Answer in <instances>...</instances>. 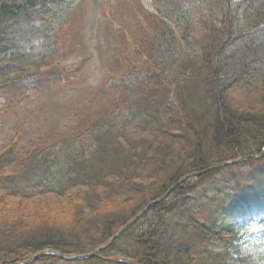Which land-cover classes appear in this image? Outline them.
Listing matches in <instances>:
<instances>
[{"label":"trees","instance_id":"trees-1","mask_svg":"<svg viewBox=\"0 0 264 264\" xmlns=\"http://www.w3.org/2000/svg\"><path fill=\"white\" fill-rule=\"evenodd\" d=\"M74 1L0 0V119L62 79ZM141 3L144 29L106 74L103 103L55 139L0 147V264L93 253L194 172L97 255L31 264H249L264 252V0ZM243 156L241 175L215 168Z\"/></svg>","mask_w":264,"mask_h":264},{"label":"rangeland","instance_id":"rangeland-1","mask_svg":"<svg viewBox=\"0 0 264 264\" xmlns=\"http://www.w3.org/2000/svg\"><path fill=\"white\" fill-rule=\"evenodd\" d=\"M143 12L141 0H75L62 33L69 47L62 79L45 85L37 98L10 108L0 119V147L14 135H19L20 147L55 139L73 130V121L86 117L85 109L102 104L98 91L106 74L119 66L118 57L139 40ZM241 158L223 177L246 172L241 163L249 157ZM223 177H210L211 187L221 185ZM19 185L15 191H32Z\"/></svg>","mask_w":264,"mask_h":264},{"label":"water","instance_id":"water-1","mask_svg":"<svg viewBox=\"0 0 264 264\" xmlns=\"http://www.w3.org/2000/svg\"><path fill=\"white\" fill-rule=\"evenodd\" d=\"M233 162H235V161H231V162H224V163H222V164H219V166H223V165H225V164H227V163H233ZM218 166V167H219ZM210 170V168L209 169H207L205 172H207V171H209ZM205 172H202V173H205ZM198 174H200V172H194V173H191V174H189V175H187L184 179H182L180 182H178L177 184H175L162 198H160V199H158V200H155V201H153L151 204H149L141 213H139L133 220H131L128 224H126L123 228H121V230L119 231V233L116 235V236H114L113 238H112V240H111V242L112 241H114V239L117 237V236H119L123 231H125L132 223H134L135 222V220H137L138 218H140L148 209H149V207L151 206V205H153V204H157V203H159L160 201H162L164 198H166L168 195H169V193L171 192V190L173 189V188H175V187H177L179 184H181V183H183L186 179H188L189 177H192V176H195V175H198ZM111 242H109V244L111 243ZM108 244V245H109ZM108 245H106V246H102V247H100L98 250H96L95 252H93V253H90V254H86V255H78V256H73V257H68V256H65V255H63V254H61V253H59L58 251H55V250H53V249H48V250H45V251H42V252H39V253H37V254H35V255H32V256H30L29 258H27L26 260H24V261H22V262H20V263H18V264H30L32 261H34L35 259H37L39 256H41L42 254H44V253H47V254H53V255H56L57 257H60L61 259H64V260H77V259H82V258H90V257H93V256H95V255H97V253L100 251V250H102V249H104L105 247H107Z\"/></svg>","mask_w":264,"mask_h":264},{"label":"clouds","instance_id":"clouds-1","mask_svg":"<svg viewBox=\"0 0 264 264\" xmlns=\"http://www.w3.org/2000/svg\"><path fill=\"white\" fill-rule=\"evenodd\" d=\"M249 264H264V252H261L256 258H251Z\"/></svg>","mask_w":264,"mask_h":264}]
</instances>
